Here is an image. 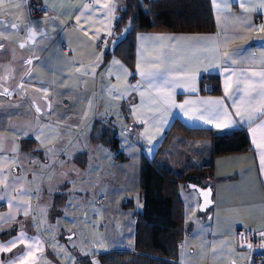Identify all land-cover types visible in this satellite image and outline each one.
<instances>
[{"label":"crops","instance_id":"crops-1","mask_svg":"<svg viewBox=\"0 0 264 264\" xmlns=\"http://www.w3.org/2000/svg\"><path fill=\"white\" fill-rule=\"evenodd\" d=\"M110 1L30 0L47 6L46 15H31L24 0H4L0 4V8L11 9L0 13V93L5 90L10 93L0 94V173H3L0 194L10 192L11 196L27 200L31 205L30 215L25 217L13 211L14 204L10 208L6 200H0V204H4L0 207V216L7 217L13 212L12 219L0 220V245H7L21 231L27 237L15 246L9 245L11 251H0V262L42 264L44 257L51 255L45 236L36 226L35 186H28L26 178L35 180L38 161L48 162L39 152L51 149L55 154L70 149L79 139V133L85 131L83 124L91 123L97 111L101 115L114 114L113 122L121 126L124 137H120L124 160L115 161L106 154L103 161L98 158L91 167V171L99 175L101 167L106 169L105 158L108 160L110 175L106 187L124 188V194L128 195L135 189L141 196L143 154L178 176L196 171L202 178L195 182L212 186L214 204L208 213L200 214L199 194L184 186L185 180H181L179 193L185 208L184 225L188 210L198 212V219L205 222L199 230L204 229L226 241L229 252L225 255L232 259L227 264H250L248 252L237 247L235 231L238 227L264 229V169L260 149L253 143V140L256 144L264 143V117H258L251 124L241 123L235 116L233 102L240 105V98L250 85L259 87L261 78L253 73L264 72V31L259 30L264 25V9L245 11L236 0H215V3L210 0L214 30L138 31L129 57L123 40L130 27L123 37L115 34L127 25L110 33L113 28L109 27L111 21L104 7ZM123 2L126 3L121 0L119 13L125 8ZM259 3L261 0H251L245 7L256 8ZM15 4L19 8H14ZM26 21L31 22L36 33L31 39L22 24ZM11 23L21 24V27L12 29ZM191 37L202 39H189ZM21 43L25 45L23 48ZM225 53L232 57L231 61ZM113 60H118L123 67L113 65ZM165 68L172 70L170 77L176 81L175 87H166L160 81L156 82L159 88L151 87L137 74L138 70ZM205 68L208 71H204ZM226 79L231 85L228 93L224 91ZM237 81L240 91H236ZM205 82L212 84V92L203 90ZM138 83V90L129 87ZM162 95L168 96V103L161 99ZM252 96L253 105L258 106L259 97L256 93ZM221 99L231 118L237 121L233 127L223 130L214 124H222L227 118L208 123L213 119L210 110L217 106L204 103ZM173 103L183 108L174 107ZM35 117L41 121L39 126L32 122ZM184 127L210 129L220 134L245 129L250 146L244 151L214 155L209 134H190ZM96 149L101 155L105 152L101 146ZM186 162L189 165L185 166ZM94 173L92 177L96 176ZM4 176H7L6 181ZM16 177L23 180L24 190L32 191L31 198L12 191ZM123 198L116 200L122 203ZM142 208L141 198L128 227L127 240L116 238L115 244L106 251L134 249L136 214ZM194 237L191 230L187 239L180 242L182 257L193 248ZM33 243L35 247L29 249L27 245ZM178 264L182 263L178 261Z\"/></svg>","mask_w":264,"mask_h":264},{"label":"rangeland","instance_id":"rangeland-1","mask_svg":"<svg viewBox=\"0 0 264 264\" xmlns=\"http://www.w3.org/2000/svg\"><path fill=\"white\" fill-rule=\"evenodd\" d=\"M109 3V5H115L111 15H109L111 21L109 27L113 28L110 30L112 33L116 31L115 20L119 16L118 8L122 4L121 0H111ZM123 4L126 5L124 2ZM129 27L128 24L124 30L116 33V37H123L126 32L125 29ZM98 114L96 111L95 116ZM104 116L107 114L104 113ZM109 117L112 122L115 120L114 114ZM99 119H101V115ZM94 121L93 118L91 123L85 122L83 124L82 129L85 131L79 133V139L73 142L74 144L70 149L63 151L65 153H57V151L52 155L45 154L48 162L38 161L36 170L38 172H35V180L31 181L30 177L26 178L28 186L34 184L35 192L37 188L40 189L39 195H35L33 203L35 204L34 216L36 221H40V223H36L37 230L45 236L48 250L52 255H46L47 257H44L42 264H75L76 262L81 264L98 262V264H102L98 254L108 250L117 239L123 237L127 240L129 236L128 227L131 224L133 214L138 211L141 196L135 192V189H131V194L128 195L124 194L126 193L124 188L108 189L106 187V181L110 175L108 172L110 163L106 158L105 163H103L106 169L101 167L99 175L91 171L96 159L102 158L101 161H103L106 154L110 156L107 150L103 155L97 153L98 142L92 137L91 132ZM32 122L35 126L41 124L38 117L33 118ZM99 129L95 130L98 136L102 132ZM122 135L121 129L119 137ZM93 142H96L97 145H94ZM88 147H94V152H96L92 154L88 166L83 169L74 162V155L79 150L88 149ZM174 161L172 160V162ZM172 164L174 165V163ZM184 165L187 166L189 163L186 162ZM92 173L96 176L92 177ZM191 178L193 180V177ZM187 182L190 181L185 180V183ZM184 186L187 187L186 184ZM49 187L52 188L51 192H49ZM120 197H124L122 203H118L116 200ZM127 201L131 205L124 207ZM109 204L111 205L110 208L107 207ZM2 205L4 204H0V207ZM185 220L187 234L185 233L182 241L187 239L191 230H194L195 237L193 248L188 250L186 257H182L179 252V261L182 264L230 263L232 259L230 260L225 255L226 251L229 252L226 241L217 238L218 235L207 233L204 229L199 230L205 222L198 219V212L191 213L188 210ZM72 234L74 236L69 239Z\"/></svg>","mask_w":264,"mask_h":264},{"label":"trees","instance_id":"trees-1","mask_svg":"<svg viewBox=\"0 0 264 264\" xmlns=\"http://www.w3.org/2000/svg\"><path fill=\"white\" fill-rule=\"evenodd\" d=\"M125 1V8L120 11L115 21V29L120 30L130 25V30L123 40V43L127 45L129 57L133 49V37L138 31L153 29L206 31L215 28L210 0ZM100 115L94 117L92 137L98 142V146L109 151L110 155L112 153L115 161L124 160L126 156L120 151L121 127L114 124L109 116L101 115L99 119ZM97 128L102 131L100 136L95 132ZM183 129L190 134H209L213 142L214 155L240 152L250 146L245 129H235L221 134L210 129L186 127ZM93 144L97 145L96 142ZM45 153L44 150L39 152L43 160H46ZM94 153V147L79 150L74 155V162L85 169ZM201 178L202 175L196 171L178 176L143 154L140 191L143 208L136 214L135 247L133 250L116 249L100 253L98 256L101 263L178 264L179 245L187 232L184 225L185 208L179 193V182L181 180L195 182ZM125 205L131 204L127 201Z\"/></svg>","mask_w":264,"mask_h":264},{"label":"snow or ice","instance_id":"snow-or-ice-1","mask_svg":"<svg viewBox=\"0 0 264 264\" xmlns=\"http://www.w3.org/2000/svg\"><path fill=\"white\" fill-rule=\"evenodd\" d=\"M213 2L215 3V0H213ZM236 2L239 4V6L241 8H244L245 11H257L259 9H264V0H261V3H259L257 5L256 8H246V4L250 3L251 0H236ZM4 0H0V4H3ZM14 8H19L18 4H15L13 6ZM104 7L107 9L106 15H111L113 8L115 7V5H109V4H105ZM217 8L219 9V5H217ZM4 11H11V9H3L0 8V13L4 12ZM77 20H79V17H77ZM23 27L27 29L28 32V36L29 39H31L33 36H35V30L33 29L31 22L30 21H26V22H22ZM131 24V22H130ZM12 29H18L21 27V24L18 23H11L9 25ZM249 27H251L252 25H248ZM260 31H264V25L260 26ZM125 31H127V29H125ZM142 39H144V37H142ZM154 39L157 40H162L164 39V37H155ZM169 39H172L171 37H169ZM189 39H202L200 37H191ZM25 45L23 43L20 44V47L23 48ZM225 56L227 58V60L231 61L232 57L229 56L227 53H225ZM28 63L30 64L31 61L29 60ZM113 65H120V62L118 60H113L112 61ZM120 67L122 68L123 66L120 65ZM137 68L139 69V65H137ZM125 72H127V70H124ZM172 70L171 69H163V70H149V71H139L137 72L138 75L141 76L142 80L147 81L149 86L151 87H157L159 88V85L156 83L157 81H160V83L164 84L166 87H175L176 86V81L173 80L170 77V72ZM204 71H208L207 68L204 69ZM253 75H259L260 76V84L259 87L257 89L256 85H250L248 90L244 92V94L241 96V104L237 105L235 103V101L233 102V108L235 109V116H237L239 118V122L243 123V122H247L249 124L253 123L258 117H264V72L261 73H253ZM239 81H237L238 87L236 89V91H240L239 88ZM21 88L23 87L22 85L20 86ZM129 87H131L133 90H138L140 88V84H136V85H130ZM231 85L229 84L228 80H225V85H224V91L225 93L229 92ZM193 91H195V89H193ZM252 93H256V95L259 97V101H258V106H254L253 105V96ZM3 95H9L10 93L5 90L3 93H0ZM119 94V93H118ZM229 99H232V96L228 97ZM161 99L165 102L168 103V96L167 95H162ZM190 103V102H185ZM205 104H212L217 106L214 109H211L210 111H212L213 113V119L208 120V123H213L214 119L220 118V117H226L227 120L224 123H216L214 124V127H216L217 129H228L233 127L237 121L233 120L231 118L232 114L229 113L226 109V107L224 106L223 100H215V101H204ZM172 106L174 107H181L183 108V105H175L174 103L172 104ZM50 107V105H49ZM244 108L243 111H241V108ZM37 112L40 111L39 108L36 109ZM189 113L186 111L185 115H188ZM196 118V117H193ZM37 140H39L40 138L37 136L36 137ZM253 143L255 145L256 148L260 149V161H261V167L262 169H264V143L261 144H256L255 140H253ZM41 144L43 145V141H41ZM13 151L15 152L16 149L14 148ZM46 155H51L52 154V150L51 149H46ZM22 167V165H21ZM0 175H3V173H0ZM63 175V173H62ZM49 179H51L49 177ZM4 180H7V176H4ZM17 184L21 185L20 187H17ZM23 180L20 177H16L13 185H12V191H15L18 196H28L29 198H31L32 195V191L31 190H24L23 187ZM52 191V188L49 187V192ZM40 189L37 188L36 189V194L39 195ZM209 195V193H204V196L207 197ZM0 200H6L7 203L9 204L10 208L13 206V204L15 205L13 211L15 212H21L25 217L30 215V208L31 205L27 200H23V199H17L16 197L11 196V193H7V194H0ZM207 203V201H206ZM44 211V210H42ZM13 218V212L10 211V213L7 215V217L4 216H0V220H4V219H12ZM37 223H40V221H37ZM262 236H264V233H261ZM26 234L21 231L20 234L15 237L14 239L8 241L7 245H0V251H4V252H8L11 251V247L10 246H15L17 244L18 241H22L25 240ZM34 239V238H33ZM70 239V237H69ZM10 245V246H9ZM27 247L29 249H32L35 247V244H29L27 245ZM248 247H251V245H249ZM87 254V253H86ZM26 259V257H25ZM0 264H2V262H0ZM10 264H12V262H10ZM95 264H98V262H95Z\"/></svg>","mask_w":264,"mask_h":264},{"label":"built area","instance_id":"built-area-1","mask_svg":"<svg viewBox=\"0 0 264 264\" xmlns=\"http://www.w3.org/2000/svg\"><path fill=\"white\" fill-rule=\"evenodd\" d=\"M28 5V11L31 15H46L48 7L41 3H31L30 0H24ZM260 19V18H259ZM203 90L207 93L213 91V86L209 82L203 83ZM210 165H208L209 167ZM2 205L1 207H3ZM264 233L263 230L255 231L238 227L235 231L237 238V247L248 252L250 264H264ZM251 245V247H248Z\"/></svg>","mask_w":264,"mask_h":264},{"label":"water","instance_id":"water-1","mask_svg":"<svg viewBox=\"0 0 264 264\" xmlns=\"http://www.w3.org/2000/svg\"><path fill=\"white\" fill-rule=\"evenodd\" d=\"M188 189L196 190L200 197V204H199V212L201 213H208L209 209L213 206V189L210 184L203 185L202 183L197 182H187L186 183ZM209 193L207 197L204 196V193ZM207 201V203H206ZM72 234L69 237H73Z\"/></svg>","mask_w":264,"mask_h":264}]
</instances>
